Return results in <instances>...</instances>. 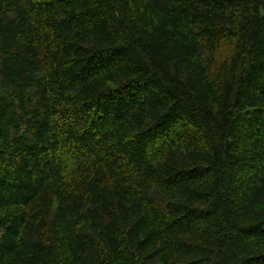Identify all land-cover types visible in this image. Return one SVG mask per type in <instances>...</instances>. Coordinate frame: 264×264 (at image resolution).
<instances>
[{
	"label": "trees",
	"instance_id": "1",
	"mask_svg": "<svg viewBox=\"0 0 264 264\" xmlns=\"http://www.w3.org/2000/svg\"><path fill=\"white\" fill-rule=\"evenodd\" d=\"M0 264H264V0H0Z\"/></svg>",
	"mask_w": 264,
	"mask_h": 264
}]
</instances>
